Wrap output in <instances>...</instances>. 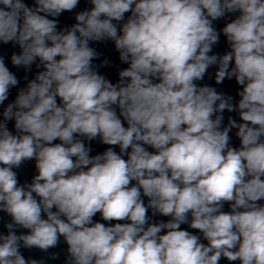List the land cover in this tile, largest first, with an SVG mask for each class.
<instances>
[{
  "label": "clouds",
  "instance_id": "1",
  "mask_svg": "<svg viewBox=\"0 0 264 264\" xmlns=\"http://www.w3.org/2000/svg\"><path fill=\"white\" fill-rule=\"evenodd\" d=\"M80 2L0 0L11 65L38 69L18 87L0 55V264H44L21 247L61 237L66 264H264V0H87L61 28ZM104 41L128 65L116 83L98 71L108 60L94 64ZM211 66L217 85L240 86L237 103L197 83ZM97 138L109 147L90 155ZM27 160L37 174L21 185ZM149 209L170 219L150 223Z\"/></svg>",
  "mask_w": 264,
  "mask_h": 264
}]
</instances>
